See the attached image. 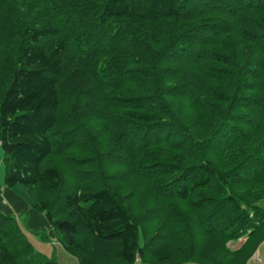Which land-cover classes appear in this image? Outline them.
I'll return each mask as SVG.
<instances>
[{
	"label": "trees",
	"instance_id": "1",
	"mask_svg": "<svg viewBox=\"0 0 264 264\" xmlns=\"http://www.w3.org/2000/svg\"><path fill=\"white\" fill-rule=\"evenodd\" d=\"M0 145V191L27 204L0 209V264H58L29 209L81 264H244L264 240V0H0Z\"/></svg>",
	"mask_w": 264,
	"mask_h": 264
},
{
	"label": "crops",
	"instance_id": "2",
	"mask_svg": "<svg viewBox=\"0 0 264 264\" xmlns=\"http://www.w3.org/2000/svg\"><path fill=\"white\" fill-rule=\"evenodd\" d=\"M4 196L0 195V209L5 213L19 215L27 208L26 202L20 198L14 191L8 187H2ZM2 193V191H1ZM28 229L36 227H45L48 229L50 239L45 241L39 236L33 235V242L37 250L43 252L48 257L54 258L58 264H81L79 259L65 250L63 245L56 240L54 231L49 227L47 219L44 214L39 213L33 209H29V215L26 222ZM247 238L239 239L238 243L230 246L233 250L239 249ZM242 240V241H241ZM236 242V241H235ZM230 243H234L233 241ZM229 243V244H230ZM131 264H147L141 258L137 257ZM181 264H207L201 262H185ZM244 264H264V240L258 245L256 250L252 253L249 259Z\"/></svg>",
	"mask_w": 264,
	"mask_h": 264
},
{
	"label": "rangeland",
	"instance_id": "3",
	"mask_svg": "<svg viewBox=\"0 0 264 264\" xmlns=\"http://www.w3.org/2000/svg\"><path fill=\"white\" fill-rule=\"evenodd\" d=\"M0 181L2 182V184H4V181H5V173H6V163L4 161V153H3V150L1 148V145H0ZM4 187V186H3ZM2 191V193H1ZM1 191H0V195L4 196V193L6 191H4L2 188H1ZM243 239V238H241ZM31 240L33 242V238L31 237ZM242 241V240H241ZM141 242H143V238L141 236ZM34 243V242H33ZM230 243V242H229ZM238 243V241L234 242V243H230L229 245L230 246H234Z\"/></svg>",
	"mask_w": 264,
	"mask_h": 264
}]
</instances>
